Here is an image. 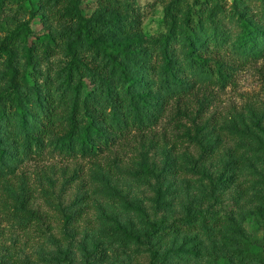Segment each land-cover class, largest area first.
Here are the masks:
<instances>
[{"label":"rangeland","instance_id":"1","mask_svg":"<svg viewBox=\"0 0 264 264\" xmlns=\"http://www.w3.org/2000/svg\"><path fill=\"white\" fill-rule=\"evenodd\" d=\"M14 1L7 0L0 14V41L29 19L19 8L23 3ZM88 1L94 11L97 1ZM170 1L124 2L140 21L141 34L152 41L166 32ZM219 1L229 12L235 0ZM31 27L36 33L46 31L40 20ZM229 75L223 87L197 85L185 100L168 107L151 132L98 159L46 154L0 178V264H157L152 253L159 250L163 259L165 249L176 242L183 244L176 250H199L203 260L198 264H233L235 250L222 247L224 241L233 242L246 231V241L264 245V137L252 126L262 119L264 129V57L234 66ZM197 127L206 129L195 137ZM202 149L211 150L202 156ZM234 161L238 165L231 171ZM144 162L149 171L142 168ZM171 162L173 174L164 180L162 170ZM215 185L227 187L215 194L217 201L199 199ZM197 198L203 204L194 203ZM188 213L229 219L215 250L199 248L201 238L164 235V226ZM251 252L259 253L255 248Z\"/></svg>","mask_w":264,"mask_h":264},{"label":"trees","instance_id":"2","mask_svg":"<svg viewBox=\"0 0 264 264\" xmlns=\"http://www.w3.org/2000/svg\"><path fill=\"white\" fill-rule=\"evenodd\" d=\"M6 1L0 0V14ZM96 1L94 11L88 0L14 1L23 3L19 8L29 19L0 41V178L46 154L98 159L151 132L168 107L185 100L197 85L223 87L234 66L264 57V0H235L229 12L219 0H171L165 8L166 32L152 41L141 34L140 21L125 0ZM34 20L42 21L46 31L36 33ZM261 123L258 119L252 126L264 137ZM204 129L197 127L195 137ZM255 140L261 141L260 135ZM209 150L202 149V156ZM237 165L234 161L230 170ZM141 166L149 171L148 163ZM168 168L162 170L164 180L173 174L172 162ZM231 182L236 183L234 177ZM224 188L215 185L199 199L217 201L215 194ZM199 199L194 203L203 204ZM228 225L229 219L216 213L212 218L188 213L162 231L178 239L201 238L199 248L215 250L218 234ZM245 234L222 247L235 250L233 264H264V245L246 241ZM180 245L165 249L163 259L155 251L153 263L203 260L199 250H176ZM253 248L259 253L254 255Z\"/></svg>","mask_w":264,"mask_h":264}]
</instances>
